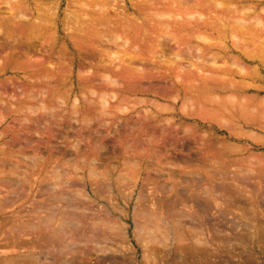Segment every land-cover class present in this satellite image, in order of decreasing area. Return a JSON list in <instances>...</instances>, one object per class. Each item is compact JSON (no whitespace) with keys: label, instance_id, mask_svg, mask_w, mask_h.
<instances>
[{"label":"rangeland","instance_id":"rangeland-1","mask_svg":"<svg viewBox=\"0 0 264 264\" xmlns=\"http://www.w3.org/2000/svg\"><path fill=\"white\" fill-rule=\"evenodd\" d=\"M221 2L0 0V264H264V0Z\"/></svg>","mask_w":264,"mask_h":264},{"label":"bare ground","instance_id":"bare-ground-1","mask_svg":"<svg viewBox=\"0 0 264 264\" xmlns=\"http://www.w3.org/2000/svg\"><path fill=\"white\" fill-rule=\"evenodd\" d=\"M222 1V0H221ZM226 1L227 0H224V4L226 3ZM217 2V1H216ZM219 2H220V0H219ZM222 3V2H221ZM220 3V4H221ZM222 3V4H223ZM216 4V3H215ZM220 4H218V5H220ZM221 4V5H222ZM218 5H216V7L218 6ZM247 6H248V4H247ZM244 7V6H243ZM243 9V8H242ZM242 9H240V10H242ZM245 9V8H244ZM251 9V8H250ZM262 9H264L263 7H262ZM228 10V9H227ZM235 10V9H234ZM14 12H15V10H13ZM222 11V10H221ZM232 11V10H231ZM259 11H262L261 9L259 10ZM258 11V12H259ZM224 12H225V10H224ZM227 12V11H226ZM226 12H225V15H227V14H229V13H227L226 14ZM234 12H236V11H234ZM233 12V13H234ZM263 12H264V10H263ZM16 13H18V12H16ZM232 13V14H233ZM240 14H241V12H239ZM260 13V12H259ZM259 13H257L256 12V10H255V12L253 13V15L255 14V16H253L252 14H250L249 12H246L245 10H244V12H243V15H245V17L247 18H242V17H240V18H237L238 19V21L237 20H235V19H232L237 25L236 26H238V28H236V26H231V28H235L234 29V31L236 30V32H238V33H240L241 35H245L246 36V34H247V36L248 35H250L251 37H253V35L252 34H255V36H257V35H259L260 33H264V18L261 16L260 17V14ZM264 14V13H263ZM262 14V15H263ZM19 14H17V16H18ZM231 15V14H230ZM234 16L233 17H238L237 16V14H233ZM251 15L253 16V17H251ZM22 17L23 15L21 14V15H19V17ZM189 16H190V14H189ZM224 16V15H223ZM225 17V16H224ZM226 17H230V20H231V17L232 16H226ZM232 17V18H233ZM250 17H251V19H250ZM262 18H263V22L261 21L262 20ZM200 19V18H199ZM222 19V18H221ZM221 19H219L218 18V20H221ZM246 19V20H245ZM190 20V19H189ZM206 20V19H205ZM209 20V19H208ZM231 20V22L232 23H234L233 21ZM197 21V20H196ZM201 21V20H200ZM222 21V20H221ZM220 21V22H221ZM138 22V21H137ZM142 22V21H141ZM192 22H194V21H192ZM191 22V23H192ZM207 22V21H206ZM222 22H224V21H222ZM230 22V21H229ZM227 23V24H230V23ZM187 23V22H186ZM203 23V22H202ZM217 23V22H216ZM263 23V24H262ZM180 24V23H179ZM189 24V23H188ZM224 24H226V23H224ZM223 24V25H224ZM165 25V24H164ZM186 25V24H185ZM202 25V24H201ZM216 25V24H215ZM231 25V24H230ZM233 25V24H232ZM187 26V25H186ZM225 26V25H224ZM139 27V26H138ZM141 27V26H140ZM149 27V26H148ZM169 27V26H168ZM229 27V26H228ZM2 28V27H1ZM187 28V27H186ZM179 29H180V27H179ZM185 29V28H184ZM229 29V28H228ZM232 29V30H233ZM1 30H3V29H0V31ZM214 30V29H213ZM138 31H140V30H138ZM224 31V30H223ZM229 32V31H228ZM256 32H257V35H256ZM3 33V32H2ZM183 33V32H182ZM248 33H250V34H248ZM259 33V34H258ZM8 35V34H7ZM174 35V34H173ZM200 35V34H199ZM206 35V34H205ZM243 35V36H244ZM261 35H263V34H261ZM173 37V36H172ZM193 37V36H192ZM191 37V38H192ZM211 37V36H210ZM218 37V36H217ZM241 37V36H240ZM120 38V37H119ZM179 38V37H178ZM213 38V37H212ZM254 38V37H253ZM168 39V38H167ZM169 39H171V38H169ZM190 39V38H189ZM214 39V38H213ZM238 39V38H237ZM259 39V38H258ZM172 40V39H171ZM199 40H204V38H200ZM212 40V39H211ZM244 40V39H243ZM198 41V40H197ZM177 42H178V40H177ZM185 42V41H184ZM172 43V42H171ZM218 43H220V41L218 42ZM185 44V43H184ZM174 45V44H173ZM182 45V44H181ZM186 45V44H185ZM197 45V44H196ZM175 46V45H174ZM173 46V47H174ZM178 46V45H177ZM188 46V45H187ZM172 47V48H173ZM180 47V46H179ZM192 47H193V45H192ZM195 47V46H194ZM209 47V46H208ZM225 47V46H224ZM177 48V47H176ZM183 48V47H182ZM188 48V47H187ZM205 48V47H204ZM227 49V48H226ZM137 50V49H136ZM176 50V49H175ZM189 50V49H188ZM194 50V49H193ZM219 50V49H218ZM182 51H184V50H182ZM186 52V51H185ZM260 53H261V51H259ZM190 53V52H189ZM194 53V52H193ZM257 53V52H256ZM178 54H179V51H178ZM178 54H175V55H178ZM184 54V53H183ZM215 54V53H214ZM246 54V53H245ZM258 54V53H257ZM257 54H256V56H257ZM180 55V54H179ZM191 55V54H190ZM202 55V54H201ZM220 55V54H219ZM260 56H258V58H259V60H260V62L262 61L263 62V64H264V52H262V55L261 54H259ZM113 56V55H112ZM186 56H187V54H186ZM193 56V55H192ZM215 56V55H214ZM223 56V55H222ZM221 56V57H222ZM255 56V55H254ZM175 57V59H177L178 58V56H174ZM177 57V58H176ZM190 57V56H189ZM220 57V58H221ZM226 57H227V55H226ZM180 58H182L181 56H180ZM179 58V59H180ZM232 58V57H231ZM254 58V57H253ZM139 59V58H138ZM212 60H208L207 61V59H201V58H196L195 60H197L195 63L193 62L192 63V67H194V68H196V69H198V70H200V71H203V72H205L204 71V69H203V67L205 68V66H206V68L208 67V66H210V67H212V69H213V66H215V67H217L218 65H216V60H217V58H216V56H215V58L213 57V58H211ZM227 59V58H226ZM229 59V58H228ZM233 59V58H232ZM136 60V59H135ZM233 60H235V61H237V63H238V60H236V59H233ZM235 61H230V63H232V64H235ZM208 62V66L205 64V63H207ZM222 62V61H221ZM224 62V61H223ZM229 62V61H228ZM227 62V63H228ZM241 62V61H240ZM261 62V63H262ZM180 63V62H179ZM188 63V62H187ZM226 63V61L224 62V64ZM236 63V64H237ZM191 64V63H190ZM231 64V65H232ZM199 65V66H198ZM244 65V64H243ZM242 64H240L239 65V67H237V66H234V67H236V68H234V69H236V73H238V75H243V76H245L244 74H246V73H248V75H246L247 77H249L250 76V78H257V77H259V76H261V71H260V69H259V71H258V69H254L253 70V72L251 71L250 72V70H246L244 67H242L243 66ZM247 65V64H246ZM190 66V65H189ZM220 66V65H219ZM233 66V65H232ZM256 66V65H255ZM209 67V68H210ZM214 67V68H215ZM224 67V66H223ZM226 67V68H225ZM225 67L223 68L224 70L225 69H231L232 67L230 66V64L229 65H225ZM137 69V68H136ZM146 69V68H145ZM169 69V68H168ZM174 69V68H173ZM212 69H209L210 71L212 70ZM216 70H217V68H215ZM215 69H213V71L212 72H214V70ZM220 69V68H219ZM218 69V70H219ZM249 69V68H248ZM29 70V69H28ZM233 70V69H232ZM232 70H229V71H231L232 73L234 72V71H232ZM220 71V70H219ZM225 71H228V70H225ZM225 71H224V73H225ZM229 71H228V74H229ZM258 72V73H256V76H253L255 73L254 72ZM202 72V73H203ZM216 72H218V71H216ZM113 73V72H112ZM209 73V72H208ZM227 73V72H226ZM235 73V72H234ZM234 73H233V75H234ZM249 73H254V74H252V75H249ZM188 74V73H187ZM192 74V73H191ZM207 74V73H206ZM212 74V73H211ZM210 74V75H211ZM228 74H226L225 76L227 77V75ZM34 75V74H33ZM185 75V74H184ZM222 75V74H221ZM28 76V75H27ZM183 76V75H182ZM223 76V75H222ZM242 76V77H243ZM144 77V76H143ZM189 77H191V76H189ZM212 77L213 78H215V77H217L216 76V74H215V76H213L212 75ZM212 77H210L209 76V79H211ZM221 77V76H220ZM246 78V77H245ZM201 79V78H200ZM206 78H203V80H205ZM229 79H231V76H230V78ZM213 80V79H212ZM212 80L211 81H209V80H207L206 79V81H209V82H212ZM215 80V79H214ZM202 81V80H201ZM224 81H225V79H224ZM204 82V81H203ZM209 82H206V83H209ZM215 82V81H214ZM213 82V83H214ZM217 82V81H216ZM215 82V83H216ZM218 83V82H217ZM33 84V83H32ZM246 84V83H245ZM244 84V85H245ZM239 86H240V84H238ZM211 86H213V85H211ZM41 87V86H40ZM245 87V86H244ZM212 88V87H211ZM223 90H225L224 88H222ZM222 91V90H221ZM228 91V90H227ZM49 96V95H48ZM102 96V95H101ZM51 98V97H50ZM212 99V98H211ZM232 100V99H231ZM217 101V100H216ZM38 102V101H37ZM88 102V101H87ZM209 102H211L210 100H209ZM221 102H222V100H221ZM104 103V102H103ZM212 104V103H211ZM216 104V103H215ZM44 105V104H43ZM224 106V105H223ZM39 107V106H38ZM35 108L34 109V111L36 112V111H38V113H39V111H40V113L41 112H43V113H45L46 115H48L49 116V118L51 119L52 117H53V115H51V113H50V111H52L51 109H53V108H51V106L48 108L47 107V104L45 105V106H41V107H39V108ZM11 108V107H10ZM24 108H27V110H30L31 108L29 107H24ZM106 109V108H105ZM212 109V108H211ZM222 109V108H221ZM210 110V109H209ZM228 110V109H227ZM33 111V112H34ZM28 112V111H27ZM54 113V112H53ZM105 113V112H104ZM109 113V112H108ZM215 113V112H214ZM231 113V112H230ZM17 115V114H16ZM40 115V114H39ZM237 117V116H236ZM20 119H21V117H19ZM15 120V119H14ZM52 120V119H51ZM50 120V121H51ZM65 120V119H64ZM68 120V119H67ZM148 120V119H147ZM235 120V119H234ZM52 122V121H51ZM68 122V121H67ZM165 122H167V121H165ZM171 122V121H170ZM223 122V121H222ZM227 122V121H226ZM69 124H70V122H69ZM68 124V125H69ZM140 124V123H139ZM1 125V124H0ZM169 125V124H168ZM26 126V127H25ZM24 127H25V129L26 130H30L31 128H30V126H28L27 124L25 125ZM63 126V125H62ZM65 126H66V124H65ZM64 126V127H65ZM156 126V125H155ZM154 126V129L155 130H157L156 132L158 133H156V132H154V129L151 127V129L149 128L150 126H148V125H145V126H142V125H137V126H135V132L137 133L136 134V137H138V139H140V141L138 142V144L139 145H142V144H140V143H144L145 145H147V147L149 146L150 147V149H151V146H152V139H151V137L149 138V136H148V132H151V131H149V130H152L153 129V135H159L160 136V134H161V138H163L162 137V134L165 132L166 133V130L165 129H163V128H156ZM89 127V126H88ZM148 127V128H147ZM177 127V126H176ZM22 128V127H21ZM21 128H19V129H21ZM50 128V127H49ZM175 128V127H174ZM24 129V128H23ZM41 129V128H40ZM25 130V131H26ZM148 130V131H147ZM54 131V130H53ZM178 132H180V130L178 131ZM27 133H30V132H27ZM38 133V130L37 131H35L33 134H37ZM151 135H152V133H151ZM164 136V135H163ZM153 138V137H152ZM156 139V138H155ZM164 139V138H163ZM154 140V139H153ZM162 139H160V140H158V141H161ZM210 140V139H209ZM162 142L165 144V145H163V148L164 149H166L167 151H170V147L169 146H171L172 144H169V143H167V140L165 139V141H161V142H159L158 144H162ZM139 145H137L138 147H140ZM144 145V146H145ZM136 146V147H137ZM173 146V145H172ZM185 146V145H184ZM142 147V146H141ZM154 147V146H153ZM176 147V146H175ZM71 148V147H70ZM182 148V147H181ZM190 148V147H189ZM4 148H1L0 150V153L2 154V156L6 153V152H4V150H3ZM102 150L103 148L102 147H100L99 148V150ZM149 149V150H150ZM173 149H174V147H173ZM185 149H186V147H185ZM188 149V148H187ZM188 150H190V149H188ZM36 151V150H35ZM34 151V152H35ZM142 151H143V149H142ZM146 151V150H145ZM148 151V150H147ZM11 152V151H10ZM24 153V152H23ZM101 153V152H100ZM167 154H168V152H166ZM7 154V153H6ZM142 154V153H141ZM16 155H18L19 156V152L16 154ZM42 155V154H41ZM27 156V155H26ZM25 155H23V154H21V157L22 158H24V157H26ZM29 156V155H28ZM38 156H40V155H38ZM141 156V155H140ZM139 156V157H140ZM143 156V155H142ZM251 156H253V155H251ZM257 156V155H256ZM1 157V156H0ZM6 157H7V155H6ZM17 157V156H16ZM20 157V158H21ZM32 157V156H31ZM138 157V155H136L135 156V158H137ZM264 157V156H263ZM262 157V158H263ZM21 158V159H22ZM45 158V157H44ZM141 158V157H140ZM254 158H255V156H254ZM11 159V158H10ZM27 159V158H26ZM26 159H25V161H26ZM30 159V158H29ZM8 160V159H7ZM85 160V159H84ZM146 159H142V161H145ZM263 160V159H262ZM38 161V160H37ZM250 161V160H249ZM10 162H12V161H10ZM39 162V161H38ZM40 162H43V161H40ZM48 162V161H47ZM46 162V163H47ZM13 163V162H12ZM17 163V162H16ZM26 163V162H25ZM10 164V163H9ZM15 164V163H14ZM19 164V163H18ZM18 164L17 165H13L12 164V166H10V167H8V162L6 161V159L4 158V157H1L0 158V184H1V182H3L4 180V176H6V174H10V175H13V176H16V177H18V176H21L20 175V168L18 167ZM29 164V163H28ZM33 164V163H32ZM38 164H40V163H38ZM43 164V163H42ZM66 164V163H65ZM69 164V163H68ZM84 164H86V163H84ZM149 165V163L147 162V163H145V165ZM147 165V166H148ZM165 165H171V166H173V167H175L176 165L175 164H171V162H167V163H165ZM23 166V165H22ZM26 166V165H25ZM30 166V165H29ZM32 166V165H31ZM43 166V165H42ZM56 166V165H55ZM63 166V165H62ZM66 166V165H65ZM264 166V165H263ZM92 167V166H91ZM93 167H95V166H93ZM49 168V167H48ZM125 168V167H124ZM61 169V168H60ZM70 170H71V168H69ZM68 169V170H69ZM130 169H133L132 167L130 168ZM140 169H141V166H140V163H138V161H137V159H135V175H138L139 173H140ZM251 169V168H250ZM25 170V169H24ZM29 170H31V169H29ZM48 170V169H47ZM50 170V169H49ZM255 170V169H254ZM26 171V170H25ZM38 171H40V170H38ZM55 171H58V170H55ZM155 171L157 172V173H159V171L160 170H158V169H155ZM32 172V171H31ZM31 172H29V174L31 175ZM46 172H49V171H46ZM131 173L133 172V171H130ZM27 173V172H26ZM35 173V172H34ZM66 173V172H65ZM193 173V172H192ZM23 174H24V172H23ZM39 174V173H38ZM57 174H59V173H57ZM264 174V173H263ZM32 175H34V174H32ZM48 175V174H47ZM56 175V174H55ZM24 176V175H23ZM46 176V175H45ZM49 176V175H48ZM10 177V176H9ZM12 178V177H11ZM20 178H22V177H20ZM26 178V177H25ZM44 178H46V177H44ZM48 178V177H47ZM17 179V178H16ZM15 179V180H16ZM28 178H26V179H24V180H27ZM51 179V178H50ZM49 179V180H50ZM6 180H7V178H6ZM9 180V179H8ZM5 183V182H4ZM21 183V182H20ZM44 183H45V181H44ZM6 184V183H5ZM2 185H3V183H2ZM41 185V184H40ZM5 187H6V185H4ZM13 186H15V185H13ZM43 186V185H42ZM7 188V187H6ZM11 189H9V190H12V188H14V187H10ZM40 188V187H39ZM8 189V188H7ZM47 189V188H46ZM48 189H49V187H48ZM50 191V190H49ZM13 192H15V190L13 191ZM13 192H11V193H13ZM51 192H52V194H51ZM9 193V192H8ZM44 193V192H43ZM45 194H47V193H45ZM50 196H52L53 194H55L56 195V192L54 191V190H52V191H50ZM44 195V194H43ZM42 196V195H41ZM65 196V195H64ZM6 197H8V196H6ZM9 198V197H8ZM59 198V197H58ZM7 199V198H6ZM5 199V200H6ZM45 200V199H44ZM48 200V199H47ZM70 200V199H69ZM53 201V200H52ZM57 201V200H56ZM71 201H73V200H71ZM59 202V201H58ZM58 202H56V205H58L57 203ZM69 202V201H68ZM6 203H8V202H6ZM6 203H3L4 205L6 204ZM64 203V202H63ZM66 203V202H65ZM39 204V203H38ZM42 205H43V203H41ZM60 204V203H59ZM42 205H41V207H42ZM48 205V204H47ZM51 205H53V204H51ZM65 205V204H64ZM63 205V206H64ZM68 205V204H67ZM73 205V204H72ZM2 206V205H1ZM54 206V205H53ZM60 206V205H59ZM59 206H58V208H59ZM78 206V205H77ZM40 207V208H41ZM46 208V207H45ZM53 208V207H52ZM54 208H56V207H54ZM53 208V210H56V209H54ZM62 208V207H61ZM70 208H72V207H70ZM37 209V208H36ZM60 209V208H59ZM58 209V210H59ZM47 210V209H46ZM52 210V209H51ZM69 210V209H68ZM71 210V209H70ZM65 210H63L62 212H64ZM46 212H48V211H46ZM45 212V213H46ZM53 212V211H52ZM56 212V211H55ZM71 212V211H70ZM73 212V211H72ZM75 212V211H74ZM76 212H78V211H76ZM42 214H43V212H42ZM48 214V213H47ZM46 214V215H47ZM49 214H51V213H49ZM60 215V214H59ZM58 215V216H59ZM61 215H62V213H61ZM60 215V216H61ZM68 215H70V214H68ZM68 215H67V217H68ZM74 215V214H73ZM42 216V215H41ZM44 216H45V214H44ZM49 216V215H48ZM51 216H52V214H51ZM50 216V217H51ZM57 216V215H56ZM86 216V215H85ZM84 216V217H85ZM63 217H65V215L63 216ZM66 217V218H67ZM70 217H72V216H70ZM69 217V218H70ZM78 217H79V215H78ZM42 218V217H41ZM56 218V217H55ZM58 218V217H57ZM69 218H68V220H69ZM81 218H82V216H81ZM30 219V218H29ZM38 219V218H37ZM36 219V220H37ZM46 219V218H45ZM48 219H50L49 217H48ZM47 219V220H48ZM32 220V219H31ZM52 220V219H51ZM54 220V219H53ZM71 220V219H70ZM74 220V219H73ZM57 221H58V219H57ZM28 222H31V221H28ZM41 222H42V220H41ZM56 222V221H55ZM27 223V222H26ZM49 223V222H48ZM52 223V222H51ZM57 223V222H56ZM64 223V222H63ZM66 223L67 222H65L64 223V225H66ZM38 224V223H37ZM43 224H45V223H43ZM53 224H54V222H53ZM59 224V223H58ZM25 225V224H24ZM31 225H32V223H31ZM39 225V224H38ZM40 225H41V223H40ZM48 225V224H47ZM50 225V224H49ZM52 225V224H51ZM60 225V228H58L57 227V225H56V227L58 228V229H62V227H65V226H62L61 227V224H59ZM58 225V226H59ZM63 225V224H62ZM33 226H34V224H33ZM41 227V226H40ZM47 227V226H46ZM46 227H43V228H46ZM50 227V226H49ZM37 228V227H36ZM48 228V227H47ZM53 228V227H52ZM66 228H68V227H65V229ZM48 229H50V228H48ZM48 229H47V232H48ZM54 229V228H53ZM74 229V228H73ZM46 229H44V231H45ZM64 230V229H63ZM67 230V229H66ZM58 231V230H57ZM61 231V230H60ZM39 232V231H38ZM52 232H54L53 230H52ZM68 232V231H67ZM45 233V232H44ZM50 233V232H49ZM62 233V232H61ZM53 234V233H52ZM44 235V234H43ZM48 235V234H47ZM65 235V234H64ZM45 236V235H44ZM50 236V235H49ZM53 236V235H52ZM47 237V236H46ZM46 237H44L45 239H46ZM59 237H60V235H59ZM70 237V236H69ZM48 238V237H47ZM50 238V237H49ZM55 238V237H54ZM148 238V237H147ZM43 239V238H42ZM41 240V239H40ZM44 240V239H43ZM151 240V239H150ZM263 240V239H262ZM49 241H51L50 239H49ZM52 242H53V239H52ZM42 243V242H41ZM44 245V244H43ZM46 245V244H45ZM198 245H199V243H198ZM42 246V245H41ZM62 247V246H61ZM39 248H41V247H39ZM45 248V247H44ZM50 249V248H49ZM51 249H53V248H51ZM50 249V250H51ZM62 249V248H61ZM195 250H196V248H195ZM40 252H42V250L40 251ZM50 252V251H49ZM53 252V251H52ZM54 252H55V250H54ZM53 252V253H54ZM57 252H58V250H57ZM189 251H187V253H188ZM43 253H45L44 251H43ZM48 253V252H47ZM191 253V252H190ZM189 254V253H188ZM193 254V253H192ZM50 255H51V253H50ZM53 255V254H52ZM59 255V254H58ZM54 258H55V256H53ZM59 257V256H58ZM52 258V257H51ZM57 258V257H56ZM55 258V259H56ZM181 259V258H180ZM172 264V263H171Z\"/></svg>","mask_w":264,"mask_h":264}]
</instances>
